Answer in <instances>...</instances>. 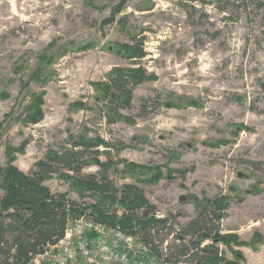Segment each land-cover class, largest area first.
Listing matches in <instances>:
<instances>
[{
	"label": "rangeland",
	"instance_id": "374dc122",
	"mask_svg": "<svg viewBox=\"0 0 264 264\" xmlns=\"http://www.w3.org/2000/svg\"><path fill=\"white\" fill-rule=\"evenodd\" d=\"M141 42L144 57H129L124 47ZM115 68L151 76L127 85L129 103L117 100L116 88L112 100L95 86ZM263 83L264 0H0V120L12 113L0 167L8 145L28 141L24 153H15V165L28 174L49 150H82L75 147L81 136L99 137L110 143L99 149L110 150L120 169L130 162L164 173L156 184L110 175L119 189L137 185L152 214L170 218L173 232L156 237L167 242L168 254L181 246V226L197 216L194 198L225 195L230 204L219 230L254 241L255 248L234 249L244 264H264ZM34 95L43 99L36 124L25 110ZM99 170L84 166L78 176ZM65 173L75 175L62 168L45 184L94 203L95 196L79 197ZM191 239L184 242L190 252Z\"/></svg>",
	"mask_w": 264,
	"mask_h": 264
},
{
	"label": "trees",
	"instance_id": "16d2710c",
	"mask_svg": "<svg viewBox=\"0 0 264 264\" xmlns=\"http://www.w3.org/2000/svg\"><path fill=\"white\" fill-rule=\"evenodd\" d=\"M200 1L206 3L208 0ZM124 2L114 8L112 19L121 12ZM124 50L131 58H142L145 55L142 42L135 46L127 45ZM40 72L39 67L33 73V78L39 77ZM150 78L151 76L146 75L141 68L129 72L115 68L109 74L107 82L96 83L95 86L104 96H109L112 100L114 99L112 90L116 88L117 100L126 104L130 102L132 94V89L127 85L135 86ZM42 103V96H33L32 104L25 109L27 121L36 124L42 120ZM191 103L195 105L197 102ZM117 115L119 118L120 115ZM11 116L10 112L0 120V141ZM27 143L28 141H25L19 147L8 145L7 163L0 167V189L3 191L0 198V264H24L30 261L34 256L42 253L48 244H54L62 238L71 220L83 215H89L99 222L120 226L128 233L140 235L152 245L158 256H165L167 260L176 263L244 264L246 261L244 254L235 250L234 245L255 248L254 241H241L238 235L222 234L219 230L220 222L226 216L225 211L230 204V197L223 195L214 199L194 198L197 216L181 226L180 232L176 234L181 246L177 251L168 254V245L164 251L163 240L158 242L156 237H160L163 233L170 235L173 232L170 218H161L152 214L154 207L137 185H125L119 189L115 185V179L110 175L130 173L132 178L156 184L164 176L159 167L151 169L124 162L125 167L122 170L113 160L110 150L99 149L102 145L109 148L110 143L99 137L90 139L81 136L75 142V147H81L82 150L69 148L62 152L49 150L45 159L37 162V169L27 174L15 165V153H24ZM86 154L90 157L85 160L83 158ZM102 155L106 157V161L100 159ZM88 165L98 166L99 173L78 176L84 166ZM62 168L75 173L74 176L65 173L62 177L72 181V188L79 197L84 199L90 195L95 196L94 203L74 200L69 191L54 192L45 184L46 180L53 174L61 172ZM146 171L151 175L141 177ZM188 237L192 238L191 252L189 246L184 243ZM256 237L257 241L261 240L259 234H256ZM221 243L231 250L233 255L231 259L220 251Z\"/></svg>",
	"mask_w": 264,
	"mask_h": 264
},
{
	"label": "built area",
	"instance_id": "2783aa9c",
	"mask_svg": "<svg viewBox=\"0 0 264 264\" xmlns=\"http://www.w3.org/2000/svg\"><path fill=\"white\" fill-rule=\"evenodd\" d=\"M121 213V210L119 211ZM157 217H159L157 215ZM167 249V242L163 245ZM24 264H187L158 256L140 235L89 215L71 220L62 238Z\"/></svg>",
	"mask_w": 264,
	"mask_h": 264
}]
</instances>
